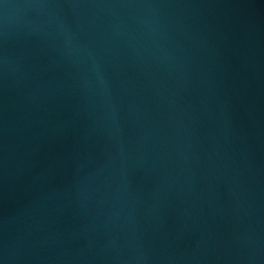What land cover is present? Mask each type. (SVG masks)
Masks as SVG:
<instances>
[{"label": "water", "instance_id": "obj_1", "mask_svg": "<svg viewBox=\"0 0 264 264\" xmlns=\"http://www.w3.org/2000/svg\"><path fill=\"white\" fill-rule=\"evenodd\" d=\"M0 264H264V0H0Z\"/></svg>", "mask_w": 264, "mask_h": 264}]
</instances>
